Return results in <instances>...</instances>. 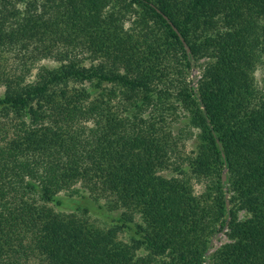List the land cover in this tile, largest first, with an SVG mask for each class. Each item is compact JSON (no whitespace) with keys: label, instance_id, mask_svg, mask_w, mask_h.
Returning <instances> with one entry per match:
<instances>
[{"label":"trees","instance_id":"1","mask_svg":"<svg viewBox=\"0 0 264 264\" xmlns=\"http://www.w3.org/2000/svg\"><path fill=\"white\" fill-rule=\"evenodd\" d=\"M258 66L264 0H0V264H204L224 226L209 264H264ZM169 110L198 132L199 196L160 174L179 155ZM77 186L119 217L94 225Z\"/></svg>","mask_w":264,"mask_h":264},{"label":"rangeland","instance_id":"2","mask_svg":"<svg viewBox=\"0 0 264 264\" xmlns=\"http://www.w3.org/2000/svg\"><path fill=\"white\" fill-rule=\"evenodd\" d=\"M128 26V23L125 24V27ZM56 63L52 60H42L38 65H47V66H53ZM200 77V70L198 68H195L192 66L190 69L187 80L189 82L190 88H196L197 86V80ZM254 78L257 86L259 89L264 87V69L261 67H257L254 72ZM3 90L0 88V95L2 94ZM173 100L171 101V103ZM164 130L166 132L170 133V136H176L178 138L177 143V151L179 152L178 159H176L175 163L171 165L168 169L162 170L160 174L164 176L165 178H177L179 180H183L184 182L188 183L193 190V193L195 196H199L203 192L206 191L207 186V179L200 178L196 179L192 172L190 171V168L188 167L187 163L183 160H185V157H193L197 151L198 147V132L197 130L191 128L188 126L187 120L185 115L182 112H179V110L173 111H164ZM163 124H161L162 126ZM174 158H177L175 155ZM183 162V163H182ZM222 174L224 176H227V170L223 169ZM227 179V177H226ZM226 180L223 182V189L225 191V198L226 201L229 204L228 198V192H227V184ZM75 193L71 194V196L80 201L83 200L80 197L84 196L89 202L93 205L94 211H90L87 216L90 219V221L100 227V228H107L111 224V219L119 217L122 209H118L114 206V203L110 201L109 199L98 197L95 198L91 194H89L88 190H86L83 187L77 186ZM62 197H68L70 194L65 193L62 194ZM97 206H101L102 208L99 209ZM56 210H62V211H68V209L63 207H55ZM226 208V207H225ZM230 208V204L228 205V208L226 211L228 212ZM245 216L244 212H240L238 214V217L243 218ZM229 217L226 218L228 220ZM227 225V223H226ZM134 227V226H133ZM226 231L227 227L224 226L220 232L216 233L209 242V248L207 249L205 256H206V262L204 264H209V256L214 253L217 249H219L223 244L228 242V239L226 237ZM134 235L133 230H123L122 232L118 233V239L122 241H128L129 238H131ZM29 264H38V260L36 258L30 259Z\"/></svg>","mask_w":264,"mask_h":264},{"label":"water","instance_id":"3","mask_svg":"<svg viewBox=\"0 0 264 264\" xmlns=\"http://www.w3.org/2000/svg\"><path fill=\"white\" fill-rule=\"evenodd\" d=\"M165 19H166V17H164ZM170 23V22H169ZM173 29H174V31L175 32H177V30H176V28L175 27H173ZM179 35V34H178ZM179 38H180V40L182 41V43H183V46H184V48H185V50H186V53L187 54H189L190 53V50H189V48L187 47V45L185 44V42L183 41V39H182V37L179 35ZM221 180H222V182H225V180H226V177L224 176V174H222V176H221ZM228 202L226 201L225 202V207H226V209L228 208Z\"/></svg>","mask_w":264,"mask_h":264}]
</instances>
